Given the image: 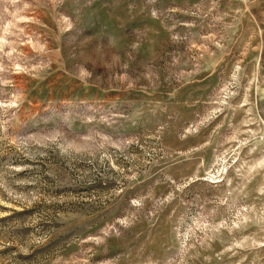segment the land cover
<instances>
[{
  "label": "rangeland",
  "instance_id": "obj_1",
  "mask_svg": "<svg viewBox=\"0 0 264 264\" xmlns=\"http://www.w3.org/2000/svg\"><path fill=\"white\" fill-rule=\"evenodd\" d=\"M0 264H264V0H0Z\"/></svg>",
  "mask_w": 264,
  "mask_h": 264
}]
</instances>
